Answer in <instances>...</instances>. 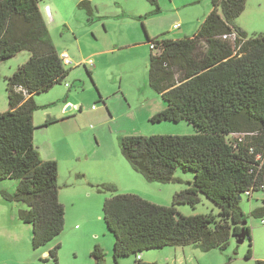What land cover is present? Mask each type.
<instances>
[{"label":"trees","instance_id":"1","mask_svg":"<svg viewBox=\"0 0 264 264\" xmlns=\"http://www.w3.org/2000/svg\"><path fill=\"white\" fill-rule=\"evenodd\" d=\"M39 1L0 0V62L23 50L30 54L5 78L8 110L0 113V184L13 180L16 190L0 191V197L25 206L18 219L31 226L33 250L57 238L64 226L57 163L42 160L33 143L32 118L40 108L34 96L61 83L70 88L66 81L71 71L51 41ZM147 1L154 7L152 14L160 11L157 0ZM210 2L211 11L190 37L151 38L145 32L150 49L147 84L164 105L149 122L183 123L192 126L194 134L123 135L118 138L120 152L147 182L177 181L178 168L193 178L173 195L169 206L135 194H117L113 185H96L110 195L102 211L114 238L115 263L133 256V264L136 255L167 247L223 250L241 231L250 241L247 258L252 254L251 229L239 201L242 195L249 198L264 191V34L248 35L234 24L245 0ZM200 196L218 207L217 215L178 212L181 205L194 208ZM261 209L251 215L261 214ZM60 247L57 244L48 253L55 263ZM105 255L100 245L90 253L94 264H103Z\"/></svg>","mask_w":264,"mask_h":264},{"label":"rangeland","instance_id":"2","mask_svg":"<svg viewBox=\"0 0 264 264\" xmlns=\"http://www.w3.org/2000/svg\"><path fill=\"white\" fill-rule=\"evenodd\" d=\"M157 3L160 11L152 14L154 7L147 0L39 1L40 13L55 49L59 54L66 53L71 61L67 65L71 71L66 82L73 87L68 92L65 83H61L34 96V101L40 108L33 113L32 120L36 128L33 143L35 147L38 146V150L44 151L46 144L50 143L49 138L59 134H51L52 131L59 130L57 124L44 126V123L49 118L50 111L62 107L61 103L57 106L53 104L55 94L65 92L71 101L83 104L80 115L76 108L65 114L73 111L75 116L80 117L78 127L82 128V134L77 142L82 139L86 148L93 150L94 161L87 165L88 171L109 177L116 173L125 190L135 192L133 194L148 201L169 206L173 195L188 186L187 182L192 180L193 174L178 168L174 173L177 181L164 184L147 182L142 175L134 172L122 156L118 138L123 135L150 137L194 134L192 126L183 123H151L145 119V111L162 104L161 97L147 84L150 49L145 43V32L151 38L190 37L212 6L210 0H157ZM45 5L49 7L50 14L44 9ZM88 6L92 7L91 13L87 12ZM174 24L179 28H173ZM234 24L248 35L264 34V0H245V8ZM29 56V52L23 50L0 62V113L8 110L5 78L24 64ZM83 65L91 70L98 92L106 95L105 104L98 98ZM52 100L54 102L50 105L48 102ZM54 143L60 157L70 148V143L66 145L61 140ZM95 160L107 170H94ZM62 181V177L57 179L58 200L64 206L63 231L37 250H33L31 246V226L18 219L19 211L25 209V206L18 202H5L8 218L3 225L4 231L0 232V264H94L90 253L95 245L105 249L103 264H131L133 256L123 258L118 263L112 257L114 238L105 226L102 211L109 193L99 190L96 187L99 184L89 188L90 194L81 193L79 186L88 182L78 172L73 173L72 182ZM1 183L0 190L15 193V181L6 180ZM116 193L121 194L117 190ZM239 207L247 215V225L251 229L252 254L249 258L247 251L250 241L245 239L239 244L234 237H231L229 245L223 250L202 251L192 246H177L151 250L141 254V258L151 257L158 261L156 264H256L257 261H264V224L261 223L264 219V191L254 192L249 198L242 195ZM260 207L263 208L261 214L251 215ZM177 210L183 216L217 215L219 211L204 196L199 197L194 208L181 205ZM57 244L61 247L55 263L48 253Z\"/></svg>","mask_w":264,"mask_h":264},{"label":"crops","instance_id":"3","mask_svg":"<svg viewBox=\"0 0 264 264\" xmlns=\"http://www.w3.org/2000/svg\"><path fill=\"white\" fill-rule=\"evenodd\" d=\"M50 11V9H49ZM176 24L173 25V28ZM179 28V27H177ZM176 28V29H177ZM91 72V70H89ZM92 74V72H91ZM92 78V77H91ZM93 81V80H92ZM80 81H78L79 83ZM67 84H69L67 82ZM66 86V84H65ZM70 88L67 87V91H71L73 85H70ZM97 92V95L99 97L100 95V100L103 101V103L105 104V99L104 97H106L105 94H100L96 88L95 90ZM67 92V93H68ZM74 98V97H73ZM55 100H52V102H48L50 103H55L56 106L58 103L62 104V107H56V109H54V111H50V115L49 117H51L52 119V123L51 124H57L59 127V130H54L51 132V134H55L56 132H59V134L57 135V137H51L50 139V143L46 144L45 150H38V146L37 148V152L39 154V157L42 160H53L57 163V167H58V177L57 179H60L61 177L63 178L62 182L65 183H69L70 181L72 182L73 180V173L74 172H78V174H80V176L84 177L86 181L88 182L86 185H84V183H81V186H79V188H81V193H91L90 189L93 185L95 184H109V185H113L117 191H119V193L121 194H133L135 192H129L128 190H125L123 188L122 185V181L120 180L121 178L118 177L116 175V173H114L113 175H110V177L108 175H99L98 174H94V172H89L87 169V165L89 164L90 161H94L93 159V150L89 151L86 148V145L84 143V141L81 139L77 142V140L79 139V135H81L82 133L80 132V130L82 128L78 127V119L80 118L79 116H75V112H71L70 114H65V108L67 105H69L71 108L70 110H74L75 108L78 110L79 115L82 112V105L83 104H79L81 102L79 101H71L70 96H68V94H66L65 92H57V94H55L54 98ZM93 108V106H92ZM106 108V107H105ZM145 109V107H142ZM164 108L163 103L158 105L157 108H153L151 110H147L145 111V119L149 122L150 117H152L155 113L159 112L160 110H162ZM69 110V111H70ZM107 110V109H106ZM95 111H97V108L95 109ZM56 126V125H55ZM62 126V127H60ZM78 137V138H75ZM94 137L97 138V135L94 134ZM63 141L66 145L70 143V148L66 149L63 153V155L60 157L61 154H58L56 152V145L54 142H60ZM75 143V144H72ZM75 145V147H74ZM96 164L93 165L94 170H107L106 167L102 166L100 162H98V160H95ZM65 165V166H64ZM93 170V171H94ZM135 172V171H134ZM95 173H98L95 172ZM91 176H90V175ZM95 175V176H94ZM98 181V182H97ZM0 191H5V190H0ZM124 191V192H123ZM6 192V191H5ZM60 195V193H59ZM60 196H58L59 198ZM153 202L155 204L161 205L158 202H154V201H150ZM165 206V205H162ZM11 217V216H9ZM8 218V213L6 212V205L5 202H3L0 199V232L2 233L4 231L3 225L6 223ZM176 253V250H174V254ZM134 260V259H133ZM141 261L143 262H148V263H158L157 260L152 259L151 257L145 256L143 258H141ZM175 264V263H174Z\"/></svg>","mask_w":264,"mask_h":264},{"label":"built area","instance_id":"4","mask_svg":"<svg viewBox=\"0 0 264 264\" xmlns=\"http://www.w3.org/2000/svg\"><path fill=\"white\" fill-rule=\"evenodd\" d=\"M44 9L48 10V13H49V7L47 5L44 6ZM174 28H177V26L175 25ZM231 40H234V35L232 36ZM61 58H62V61H63V63L65 65H70L71 64V61H70V59H69V57L67 56L66 53L61 54ZM261 223L264 224V219L261 220ZM140 260H141L140 255H136L135 256V261H134L133 264H138V261H140Z\"/></svg>","mask_w":264,"mask_h":264},{"label":"water","instance_id":"5","mask_svg":"<svg viewBox=\"0 0 264 264\" xmlns=\"http://www.w3.org/2000/svg\"><path fill=\"white\" fill-rule=\"evenodd\" d=\"M70 108H71V107H70L69 105H67L66 108H65V111H69ZM245 224H246V221L243 222V226H244ZM245 239H246V238H245V236H244V234H243V231H241V233L237 236L236 243L241 244V243L244 242Z\"/></svg>","mask_w":264,"mask_h":264}]
</instances>
